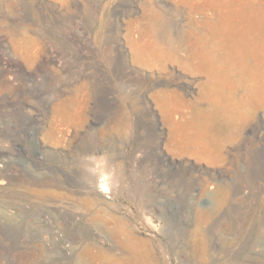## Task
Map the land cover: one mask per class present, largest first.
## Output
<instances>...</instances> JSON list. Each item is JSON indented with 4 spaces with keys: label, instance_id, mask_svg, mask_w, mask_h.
Returning <instances> with one entry per match:
<instances>
[{
    "label": "rangeland",
    "instance_id": "374dc122",
    "mask_svg": "<svg viewBox=\"0 0 264 264\" xmlns=\"http://www.w3.org/2000/svg\"><path fill=\"white\" fill-rule=\"evenodd\" d=\"M0 183V264H264V0H0Z\"/></svg>",
    "mask_w": 264,
    "mask_h": 264
},
{
    "label": "bare ground",
    "instance_id": "6f19581e",
    "mask_svg": "<svg viewBox=\"0 0 264 264\" xmlns=\"http://www.w3.org/2000/svg\"><path fill=\"white\" fill-rule=\"evenodd\" d=\"M2 184H4L3 182H1ZM0 183V184H1ZM222 201H223V199H222ZM217 204H218V206H219V201L217 202ZM11 217V216H10ZM15 217V216H14ZM11 219V218H10ZM17 220V219H16ZM19 220V219H18ZM14 223V222H13ZM27 228V227H26ZM256 243H258V244H264V236H262V237H259L258 238V240H257V242Z\"/></svg>",
    "mask_w": 264,
    "mask_h": 264
}]
</instances>
